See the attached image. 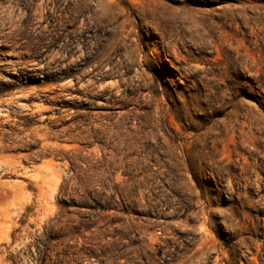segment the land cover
Returning <instances> with one entry per match:
<instances>
[{
  "label": "rangeland",
  "instance_id": "rangeland-1",
  "mask_svg": "<svg viewBox=\"0 0 264 264\" xmlns=\"http://www.w3.org/2000/svg\"><path fill=\"white\" fill-rule=\"evenodd\" d=\"M0 264H264V0H0Z\"/></svg>",
  "mask_w": 264,
  "mask_h": 264
},
{
  "label": "bare ground",
  "instance_id": "bare-ground-1",
  "mask_svg": "<svg viewBox=\"0 0 264 264\" xmlns=\"http://www.w3.org/2000/svg\"><path fill=\"white\" fill-rule=\"evenodd\" d=\"M209 169V168H208ZM209 172V171H208ZM215 174V173H214ZM223 174V173H222ZM204 177V176H203ZM192 198V197H191ZM260 233V232H259Z\"/></svg>",
  "mask_w": 264,
  "mask_h": 264
}]
</instances>
